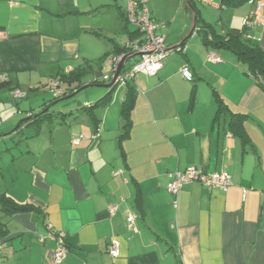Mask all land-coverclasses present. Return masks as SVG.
Here are the masks:
<instances>
[{"label": "crops", "instance_id": "0c3cea01", "mask_svg": "<svg viewBox=\"0 0 264 264\" xmlns=\"http://www.w3.org/2000/svg\"><path fill=\"white\" fill-rule=\"evenodd\" d=\"M248 3L243 16L232 13L231 27L244 25ZM146 4L166 23L169 48L190 34L194 16L186 0H175L174 13ZM128 6L129 0H0V74L8 77L0 86V144L7 143L0 146V194L30 206L13 213L0 207L6 231L0 264H54L57 240H39L49 223L66 234L65 264H264V90L232 51L205 44L198 30L156 75L130 79L136 95L129 129L124 86L94 110L98 121L80 118L85 131L71 112L67 125L60 123L70 107L55 109L58 102L53 115L26 123L47 108L54 83L63 89L82 83L73 94L101 87L95 79L114 68L107 42L125 46L134 36L132 24L125 28ZM214 9L222 19L217 31L227 33L226 8ZM197 13L198 24L213 25L199 7ZM248 33L264 50V27ZM211 52L220 61L210 60ZM184 66L193 81L182 76ZM92 67L93 79L84 82ZM72 71L69 84L63 75ZM13 88L27 93L19 104ZM106 94L93 91L91 103ZM97 125L101 135L91 140ZM192 167L227 171L233 185L225 192L193 182L173 195V174ZM114 239L121 243L117 258L108 253Z\"/></svg>", "mask_w": 264, "mask_h": 264}, {"label": "built area", "instance_id": "2783aa9c", "mask_svg": "<svg viewBox=\"0 0 264 264\" xmlns=\"http://www.w3.org/2000/svg\"><path fill=\"white\" fill-rule=\"evenodd\" d=\"M201 4L213 6L217 9H224L226 6L224 0H195ZM252 4V8L244 17V25L250 30L257 26L264 27V0H249ZM128 10V22L132 25H136L139 28L140 37L135 42H129V53L117 54L113 57V74L104 75V79L113 82L115 71L119 64L127 54L135 55L132 58H136L125 71H121L115 84L116 87H123L126 85L129 79H134L138 74L147 76L156 75L159 70L164 66L167 57L172 53L173 49L169 48L166 42V36L162 33L163 27L166 23L154 19L147 7L146 0H142V4L137 6L134 0H129ZM209 58L212 61L218 62L220 58L214 52L209 53ZM182 76L188 80L193 81V72L188 66H184L181 69ZM8 83V77L6 74H0V86ZM53 92L56 95H62L64 89L60 87L58 83H54ZM10 96L15 101H22L27 97V93L19 88H13L10 91ZM84 106H88L85 103ZM100 135V129L98 128L94 134L91 135V140H96ZM84 137L82 135L73 138V144L79 146ZM122 173L115 172V175ZM199 182L201 184L219 188L225 192L229 191L232 187V177L227 171H219L209 173L203 168L192 167L185 171H177L173 174V179L168 184V189L173 195H177L184 185ZM247 192L243 193V199H246ZM117 210V206L110 208V213H114ZM136 215L131 214L128 218L129 223H134ZM49 232L47 234H41L39 240L44 242L47 238H54L57 240L58 245L51 253V258L54 264H65V259L69 252L66 245V234L62 231H55L52 224H48ZM137 230V229H136ZM120 241L114 239L108 246V253L117 258L120 255ZM3 249V243L0 241V255Z\"/></svg>", "mask_w": 264, "mask_h": 264}, {"label": "trees", "instance_id": "16d2710c", "mask_svg": "<svg viewBox=\"0 0 264 264\" xmlns=\"http://www.w3.org/2000/svg\"><path fill=\"white\" fill-rule=\"evenodd\" d=\"M134 1L137 3V6L142 4V0H134ZM244 2H249V0H224V4L226 7L230 5H240ZM192 3L196 11L198 12V6H197L196 1L192 0ZM127 14H128V10L126 9L125 15L127 16ZM124 19L126 21L125 22L126 25L128 26V27L126 26L125 28L129 29L131 25L129 26L130 23L128 22L127 17H125ZM199 21L200 20H198V22ZM132 26L134 30L131 29L132 30L131 33L134 36L131 37L132 40H130V42L131 41L135 42L140 37L139 28L136 25H132ZM196 30H198L199 33L201 34L203 41H205V44L212 45L213 48L220 47V48H225L227 50L232 51L236 55L237 59L240 60L245 65L246 72L250 74L256 80L259 86L264 90V50L261 48L258 42L252 39L251 35L248 33L249 29L245 25H243L241 28L231 27L228 29L227 33H221L217 31L215 26L209 23L203 22L202 24L200 23L198 24ZM107 44L110 48L107 54L113 55V57L115 56V54L117 55V54H122V53H129L128 44H126L125 46H120L117 43H114L113 45H111L109 42H107ZM135 60L136 58L129 59L127 64L123 68V71H125L126 68ZM112 72L113 71L109 72L108 74L112 75L113 74ZM75 75H77V73L75 71H72L70 74H64L63 78L65 79L66 82L71 84L75 79ZM104 75L102 73L99 74L98 75L99 77L95 79V83L96 84L97 83L110 84L111 82H108L109 80L104 79ZM129 81L130 79L127 81L126 85H124V87L128 88V91L126 93V99L123 104V112H122L123 117L125 119L126 130L129 129L130 124H131L130 111L132 109L133 102H134L135 95H136L134 92L135 88ZM82 86H83L82 83H78V85L75 88H66L64 89V93L62 95H56L54 92H52L53 100L49 101L47 108L42 109L40 112L31 113V115L27 118L26 123L27 124L37 123L43 118H46V117L48 118L50 114L53 115L52 114L53 112L50 110L53 103L66 100L67 99L66 97L73 94L74 90L76 89L78 90ZM116 88L117 87H115L112 91L108 90L107 94L98 102L94 104L88 103V106L83 105L80 109L81 113L85 114L86 117H88L92 123L93 121H98L94 110L101 104H104L111 97L112 92ZM15 102L19 104L20 101H15ZM70 114L60 113L58 117V119L61 121L60 123H67L66 115H70ZM75 114L79 116V114L77 113ZM96 128L98 129L99 126L97 125ZM235 131L239 132L238 129H235ZM100 135L98 136V138L100 137ZM121 174H125V171L122 170ZM0 207L3 211L7 213H13L15 211L27 210L29 209L30 206L26 204L15 203L13 198L10 197L9 195L0 194ZM4 227H5V223L0 219V241L3 243V246L6 242L4 238V234H6ZM65 242L67 245L66 238H65Z\"/></svg>", "mask_w": 264, "mask_h": 264}, {"label": "rangeland", "instance_id": "374dc122", "mask_svg": "<svg viewBox=\"0 0 264 264\" xmlns=\"http://www.w3.org/2000/svg\"><path fill=\"white\" fill-rule=\"evenodd\" d=\"M179 1V0H178ZM197 6L204 12L207 14V19L208 21L212 22V24L218 28V23H220L221 19V12L219 10L214 9L213 6L210 5H206V4H201L199 2H196ZM148 4L154 8H159L162 9L165 13H174V10H176L175 6V0H148ZM171 5V6H170ZM249 3L248 2H244L242 3L240 6L238 7H230L228 8V6L226 7V10H224V23L226 24V26L228 28H230L231 26H233V18H232V13L237 14V16H243V13L248 11L249 9ZM225 9V8H224ZM208 11V12H206ZM95 18V17H93ZM109 18V17H107ZM99 20H102L101 18H99ZM93 21H95L93 19ZM108 22V21H107ZM96 23V21H95ZM220 30H221V26H219ZM226 28V27H225ZM118 34H122V33H118ZM124 35V34H122ZM111 61H108L107 65L104 67V69H106L107 71L111 70ZM93 66V64L91 65ZM94 73H93V67L92 69H90L88 71L87 74L84 75V79L83 81H90L93 79ZM118 88V87H117ZM108 91V88L105 87H96V86H89L81 91H79L75 96H73L72 98H70L69 100H62L60 102H58L57 104L54 105L55 109H59L61 107H63L64 105H67V108L70 107V109H65L67 113L72 112L73 114L77 113L79 114V116H77L76 120L78 119V126L77 129L79 130V132L81 131H85L84 127L87 126L86 121H84V123H82L80 120L81 117H85V114L81 113V107L85 104V102H93V91ZM52 91V90H51ZM51 91H48L46 98L47 100H53V94ZM12 100V99H11ZM90 100V101H89ZM68 102V104H63L64 102ZM68 123V121H67ZM66 123V125H67ZM51 124H56L55 121H53ZM54 126V125H53ZM32 127V126H29ZM5 143H2V145L5 146ZM2 145L0 144V146L2 147Z\"/></svg>", "mask_w": 264, "mask_h": 264}, {"label": "water", "instance_id": "95a60500", "mask_svg": "<svg viewBox=\"0 0 264 264\" xmlns=\"http://www.w3.org/2000/svg\"><path fill=\"white\" fill-rule=\"evenodd\" d=\"M187 2V5L188 7L191 9L192 13H193V16H194V21H193V27L191 29V32L189 35H187L184 40L182 42H180L178 45L174 46V47H171V49H174V48H179L181 47L190 37H191V34L196 30L197 26H198V13L192 3V0H186ZM132 56H135V55H131V54H127L123 60L121 61V63L119 64L118 68L116 69L115 71V75H114V79H113V82L110 83V84H102L101 87H105V88H108L109 90H113L115 87H116V80L118 78V76L121 74V71L122 69L125 67V65L127 64L128 60L132 57ZM87 86H90L87 85ZM85 86V87H87ZM83 87V88H85ZM82 88V89H83ZM78 92L74 93L72 96L76 95Z\"/></svg>", "mask_w": 264, "mask_h": 264}]
</instances>
